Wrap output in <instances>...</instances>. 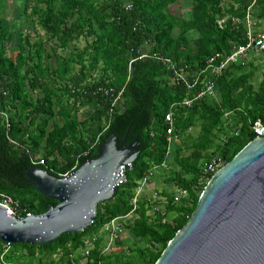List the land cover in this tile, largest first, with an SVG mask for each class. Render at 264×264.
<instances>
[{"label":"trees","instance_id":"16d2710c","mask_svg":"<svg viewBox=\"0 0 264 264\" xmlns=\"http://www.w3.org/2000/svg\"><path fill=\"white\" fill-rule=\"evenodd\" d=\"M250 1L230 0L224 5L222 0H194L190 17L179 19L167 12L175 0H37L44 5L37 7L36 3L30 13L36 15L45 38L57 48H66L81 37H93L75 54L78 71L70 75L67 58L58 54L56 68L50 70L46 62L49 54H43L42 41L36 37L30 42L28 33H11L0 16V110L8 114L9 120L6 127L0 113V191L18 200L23 209L21 215L42 212L56 203L30 184L25 175L30 165L60 176L73 164L78 166L95 158L100 144L111 133L121 139L127 132L126 143H139V152L131 165L124 167L121 182L110 198L97 203L95 218L87 228L61 233L45 244L11 243L5 251L6 245L0 240L3 264L24 263L19 260L21 254H16L19 247L29 255L36 251L48 255L47 264L54 263V252H60V259L67 261V253L77 249L84 236L98 233L106 221L130 210L138 181L148 168L157 165L171 168V178L178 187L188 190L189 197L174 202L172 192L164 193L163 210H154L153 205L158 202L146 194L137 199L135 216L124 226L134 243H146L133 248L137 264L155 262L194 209L203 188L195 187L202 161L213 154L229 161L255 137L253 123H264V70L255 89L249 81L251 72L243 69L250 61L231 65L215 78L216 98L204 95L187 106L181 101L192 98L199 85L188 88L175 80L173 70L162 60L137 56L155 52L169 58L176 68L195 72L210 55L228 52L234 43L243 41V19ZM27 9L24 5L21 12L25 14ZM251 10L264 20V0H255ZM225 14L237 15L240 23L228 20L219 27L216 19ZM188 34L193 35L192 42ZM10 43L18 45L14 58L6 52ZM99 86H112L114 94L121 89L117 101L111 104V96L103 94ZM58 90L61 94L57 95ZM62 94L67 96L63 104L59 100ZM78 103L91 109L89 124L83 130L78 129L81 123L76 119ZM170 108L178 143L166 155L164 116ZM56 113L63 116V124L53 122L46 130ZM197 120L199 131L191 137L188 130ZM68 138L70 142L66 141ZM186 138L190 140V151L181 155L179 142ZM41 141L46 148L44 164H32L30 155L37 156ZM163 161L165 165H161ZM100 236L88 264H96L98 259L104 264H129L127 260H117L114 252L99 256Z\"/></svg>","mask_w":264,"mask_h":264},{"label":"water","instance_id":"95a60500","mask_svg":"<svg viewBox=\"0 0 264 264\" xmlns=\"http://www.w3.org/2000/svg\"><path fill=\"white\" fill-rule=\"evenodd\" d=\"M126 134L121 139L109 134L95 158L64 175L30 165L25 171L30 184L56 203L18 217L0 205V240L45 244L87 228L97 203L111 197L139 152L138 141L126 143ZM153 264H264V135L212 174Z\"/></svg>","mask_w":264,"mask_h":264},{"label":"built area","instance_id":"2783aa9c","mask_svg":"<svg viewBox=\"0 0 264 264\" xmlns=\"http://www.w3.org/2000/svg\"><path fill=\"white\" fill-rule=\"evenodd\" d=\"M254 2L255 0H251L250 4L246 7L245 17L243 19V22L245 24L243 41L236 44L234 43L232 45V48L228 52L220 51L210 55L205 60L203 66L195 72L187 71L186 68H176L174 63H172L169 58L162 57L155 52L150 54L142 52L137 56V58H143L145 56L158 58L159 60H162V62L170 66V68L173 70L174 78L176 81H181L188 88H193L196 85H199L198 89H196V92L194 93V96L192 98L185 97L181 101L182 104L189 106L193 99L200 98L204 95L216 98V77L221 75L222 72H224L229 66L246 61V59H248L250 55L260 54L264 52V27L258 26L256 20H254L252 16H250L251 5ZM128 6L129 5L127 4L126 7ZM228 20H230L232 24H238L241 21V19L235 14H225L222 16H218L216 22L219 27H222ZM98 89L101 90L103 94L111 96V104H114L117 101L118 96L121 93L120 89L119 91H117L116 94H114V89L112 86H99ZM0 113L4 116L5 126L8 127V114L3 110H0ZM164 118L167 124L165 136V154L168 155L171 151L172 145L178 141V134L176 133L174 128L173 111L171 108L166 112ZM252 129L255 132V137L264 135V123L260 121H255L252 125ZM235 133H237V131H235ZM98 135L96 136V139L98 138ZM30 162L32 164H44L42 158H38L37 156L33 155H30ZM224 163L225 161L220 155L213 154L212 156H210V158H208L201 165L200 174L195 183V187L198 188L201 185H203L204 187V185L207 183L212 174L215 173ZM161 165H165V162H161ZM75 167L76 163L73 164L69 171L60 173L59 175L67 174ZM156 167L157 165H153L148 168L138 181L135 193L131 199V208L128 212H126L125 214L116 215L106 221L100 227L98 233H92L84 236L81 245L77 249L67 253V261H63L60 259V252L52 253L51 259L54 262L53 264H58V262H63V264H88L91 261V258L89 257L90 252L95 247L96 239L99 233H101L103 236V241L101 242L99 247V256H106L113 252L115 242L118 239H121V235L125 229V223L135 216V211L137 208V199L142 194L144 186H147L149 184L150 179L154 174V169ZM153 195H156L155 191ZM188 197L189 192L184 187H175L172 191V199L174 202H177L182 199H188ZM0 205L4 206L14 216H21L20 212L23 209L21 208L18 200L13 198L10 194L0 191ZM153 209L161 210L158 204L153 205ZM162 220H164V218ZM5 245L6 247L4 248V251L8 247V244L5 243ZM6 264L16 263L7 262ZM96 264H104V262L98 259Z\"/></svg>","mask_w":264,"mask_h":264},{"label":"rangeland","instance_id":"374dc122","mask_svg":"<svg viewBox=\"0 0 264 264\" xmlns=\"http://www.w3.org/2000/svg\"><path fill=\"white\" fill-rule=\"evenodd\" d=\"M224 5H228L230 0H222ZM37 3V7H42L44 4L37 2V0H1V8H0V16H2L7 23V26L9 30L12 33V30H14L16 33L18 31L21 32V35L24 36L26 33L29 35L30 42H33L36 37L37 39L42 41V46L44 48L43 54L48 53L49 57L46 59L47 64L49 65L50 70H54L56 68V61H57V55L60 54L64 58H67L68 66H69V72L68 75L74 74L78 71V62H77V56L75 55L78 51H80L86 43H90L93 39L92 36H88L87 38H79L78 41L71 42L68 44L66 48L56 47L52 41L47 40L45 38L46 34L44 33L43 29L39 26V24L36 22V15H32L31 9L32 7ZM194 0H175L174 3L170 4L167 8V12L170 14L176 15L179 19H187L190 17L191 9L193 6ZM26 5L28 9L26 10V13H22L21 9L23 6ZM18 13V17H17ZM30 13V14H29ZM250 16L254 20H256L257 25L260 27H264V20H262L260 17H258L255 13V11L252 12L250 10ZM179 32V28L176 27L174 29V33L177 34ZM191 42H192V34H188ZM24 45L25 42L23 40ZM11 45L7 46L6 52L9 54L10 58H14L15 54L18 49V45L12 46L13 43H10ZM15 45V44H14ZM56 49V50H54ZM246 61H250V63L245 64L243 66V69L249 70L251 72V77L249 81L256 89L258 87V84L262 78V72L264 70V52L260 54L250 55ZM101 65L100 61L98 63ZM23 69V68H22ZM62 83V82H61ZM58 87V83H56ZM57 90V89H56ZM61 94V91L58 90L57 93ZM54 98V97H53ZM67 96L65 94H62L60 97V103H64ZM55 100V98H54ZM56 102V100H55ZM79 106L78 110L76 111V119L81 123L78 125V129L83 130L85 127L88 126L89 114L91 112V109L89 106H82L79 103L77 104ZM58 109V105L54 107V111ZM63 116L61 114L55 115L53 119H51L47 125L46 130L50 129L53 122H56L58 125L63 124ZM87 122V123H86ZM85 124V125H84ZM188 134H190L191 137H195L197 132L199 131V121L197 120L193 126H191L188 130ZM70 138L66 139V141H69ZM187 139V138H186ZM178 143V142H177ZM180 144V154L186 155L189 153L190 149L187 148V146L190 143V140L184 139L179 142ZM185 143H188L185 145ZM178 146V145H177ZM212 148V147H211ZM211 148L209 151H211ZM46 151V148L44 147V141H41V144L38 148V151L36 153L38 158H42L44 153ZM204 163V161H202ZM73 166V165H72ZM179 169L176 167V170ZM172 169L168 167H156L154 169V174L147 186H144L142 190V194L148 195L152 200H156L161 208L163 210V205L166 202L165 194L172 192L175 187H178L175 182L173 181L174 178H171ZM171 178V179H170ZM156 192V195L154 196L153 193ZM165 193V194H164ZM167 219H171L172 215L171 213L168 214ZM98 235H101L99 233ZM101 240L103 241V236H100ZM121 239L123 241L115 242L113 252L115 253V257L117 260L121 261H128L129 264H137L138 258L133 250L134 246L137 244L145 245L144 242H138L134 243L132 238L128 235V232L126 229H124ZM16 254H21L19 257V260L21 262H24L23 264H47L49 260L48 255H41L39 253L29 255L26 253V249L23 247H19L16 249ZM117 263V262H116ZM58 264H63V262H58Z\"/></svg>","mask_w":264,"mask_h":264}]
</instances>
